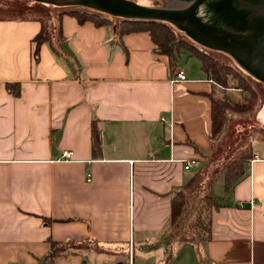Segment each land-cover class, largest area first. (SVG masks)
<instances>
[{
    "label": "crops",
    "instance_id": "obj_1",
    "mask_svg": "<svg viewBox=\"0 0 264 264\" xmlns=\"http://www.w3.org/2000/svg\"><path fill=\"white\" fill-rule=\"evenodd\" d=\"M39 17H0V264H40L55 244L73 246L63 264H264L255 145L259 159L231 195L224 177L213 185L224 203L211 238L165 242L173 194L199 152H215V84L201 61L182 54L172 68L149 32L119 37L115 24L69 13L53 18L62 37L43 43L36 61ZM180 69L186 80L175 82ZM8 83L20 84L19 96Z\"/></svg>",
    "mask_w": 264,
    "mask_h": 264
},
{
    "label": "trees",
    "instance_id": "obj_2",
    "mask_svg": "<svg viewBox=\"0 0 264 264\" xmlns=\"http://www.w3.org/2000/svg\"><path fill=\"white\" fill-rule=\"evenodd\" d=\"M42 4L51 6V4ZM52 13L51 9H47L44 16L39 17L42 21V30L33 40L36 61L40 58L41 45L53 39V26H50L49 22L51 23L54 17L60 22L63 14L69 13L76 16L81 23L91 21L97 26L114 25L111 23V19L95 11L81 12L72 9L60 12L56 16H52ZM31 17L34 16L27 18ZM168 24L160 21L123 20L121 23L115 24L117 28L116 35L121 37L130 32H149L153 42L157 46V50L169 57L171 67L173 68L180 60L184 47L177 43L175 34ZM58 34L59 38H61L62 32L60 30ZM188 50L191 56H196L201 61L202 69L210 75L215 84L214 92L210 94L212 101V131L210 137L213 141H216L222 136L224 129H227L231 114H246L256 109L257 100L263 93V83L259 81H256L254 85L249 83L242 73L223 62L221 63L219 59L208 52L196 50L195 48H188ZM231 82L236 84H230ZM225 88H236L241 90V93L237 97L232 93L228 94V92L223 91ZM7 89L16 96H19L21 93L19 83H8ZM219 92L222 95H218ZM94 138L98 142L95 126ZM199 154L202 156V153L199 152ZM254 155L255 150L252 143L236 150L235 154L221 166L219 171L210 177L208 183L210 193L205 203H202V200L197 201L195 198L196 188L188 190L198 180L197 175H199V172H195L187 184L173 194L172 212L168 225V234L165 238V242L168 245L175 242L200 244L211 238L213 212L224 203L222 198L213 192V185L218 178L224 177L226 194L228 196L231 195L235 186L249 176V166ZM212 157L214 158V156ZM194 200L197 203L193 204ZM58 247L59 244H55L53 250L42 259L40 264H56L60 256L57 251Z\"/></svg>",
    "mask_w": 264,
    "mask_h": 264
},
{
    "label": "water",
    "instance_id": "obj_3",
    "mask_svg": "<svg viewBox=\"0 0 264 264\" xmlns=\"http://www.w3.org/2000/svg\"><path fill=\"white\" fill-rule=\"evenodd\" d=\"M36 1L85 6L124 20L169 23L196 43L229 54L264 85V0H169L177 2L176 7H152L134 0Z\"/></svg>",
    "mask_w": 264,
    "mask_h": 264
},
{
    "label": "rangeland",
    "instance_id": "obj_4",
    "mask_svg": "<svg viewBox=\"0 0 264 264\" xmlns=\"http://www.w3.org/2000/svg\"><path fill=\"white\" fill-rule=\"evenodd\" d=\"M138 3L152 6V7H176L179 6L177 2L174 1H166V0H134ZM46 4V3H45ZM51 7V8H49ZM47 9H51L53 11L52 16H56L58 13L66 11V10H78L81 12L84 11H95L99 14L104 15L105 17L111 19L112 24H119L124 19L119 17H113L111 15L98 12L96 10L90 9L85 6L79 5H44L36 0H0V17L1 18H27L30 16H44ZM50 26L54 25V22H49ZM171 30L174 32L177 43L184 47L183 54H189L188 48H195L196 50L205 51L206 53H210L214 55L219 61L228 66H231L233 69L242 73L248 80L249 83L253 85L256 84V80L252 77L248 72H246L237 61L227 53L208 49L198 43H196L193 39H191L185 32L181 31L174 25L168 24ZM53 39L56 41L60 40L57 27L53 26ZM193 63H199V60L192 59L189 65ZM182 64L184 65L183 61ZM260 82V81H259ZM230 84H236L231 82ZM223 91L228 92V94L232 93L235 96H239L241 93L239 89L236 88H228L223 89ZM218 95H222V93H218ZM249 143L255 145V150L260 151L262 156H264V85H263V93L259 96L257 100L256 109L250 113L239 114L234 113L230 115V120L227 124V129H224L222 136L214 141L215 152L214 155H202L201 161L202 163L193 169L195 172H199L197 175V181L191 186L188 190L190 191L193 188L195 189V198L197 201H201L202 203L207 201V196L210 193L208 188V183L210 177L214 176L217 171L221 168V166L231 158L236 150L246 147ZM234 152V153H233ZM214 156V158L212 157ZM255 156V155H254ZM222 183V179L219 181V185ZM218 187V185H217ZM218 189V188H216ZM194 200V203H197ZM74 245V244H73ZM68 244L64 246H59L57 248L60 256L64 254L65 247L68 248ZM76 246V245H74ZM73 248L72 244L70 246ZM85 255V252H82ZM83 260L84 258L72 257V260ZM56 264H63L62 259H57Z\"/></svg>",
    "mask_w": 264,
    "mask_h": 264
},
{
    "label": "built area",
    "instance_id": "obj_5",
    "mask_svg": "<svg viewBox=\"0 0 264 264\" xmlns=\"http://www.w3.org/2000/svg\"><path fill=\"white\" fill-rule=\"evenodd\" d=\"M185 80H186V72H185V70L180 69L178 71V73H177L176 78H174V81L177 82V81H185ZM71 155H72L71 151H66V152H64L63 156L64 157H71ZM258 159H259V155L256 154L254 156L253 160L255 161V160H258ZM194 164H195V161L187 162L186 165H185V168L187 170H190L194 166Z\"/></svg>",
    "mask_w": 264,
    "mask_h": 264
}]
</instances>
